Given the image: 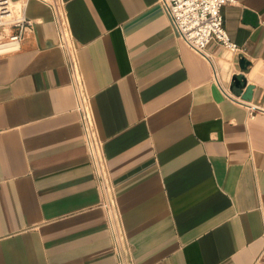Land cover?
Instances as JSON below:
<instances>
[{"label": "crops", "instance_id": "crops-1", "mask_svg": "<svg viewBox=\"0 0 264 264\" xmlns=\"http://www.w3.org/2000/svg\"><path fill=\"white\" fill-rule=\"evenodd\" d=\"M14 3L30 22L0 51V264H118L112 230L131 264H264V0L224 3L240 49L211 40L206 54L159 0Z\"/></svg>", "mask_w": 264, "mask_h": 264}, {"label": "built area", "instance_id": "built-area-1", "mask_svg": "<svg viewBox=\"0 0 264 264\" xmlns=\"http://www.w3.org/2000/svg\"><path fill=\"white\" fill-rule=\"evenodd\" d=\"M166 8L171 22L178 34L196 51L206 54V48L211 40H216L223 47L238 51L239 44L233 40L223 23L221 7L226 2L235 0H159ZM14 0H0V25L10 22L14 15ZM59 26V38L62 45H69V30L65 12L59 11L57 14ZM30 20L21 13L10 23L16 25L17 29L9 34L8 40L4 42L12 43L13 47L22 37L25 27ZM9 48V49H11ZM8 50V49H6ZM77 104L76 109L79 113V120L82 127L85 144L87 147L93 171L100 185L108 188V175L106 170L107 160L102 152V140L97 132L93 110L90 104L88 93L85 91L81 80L75 79ZM226 91V90H225ZM247 114L254 116L261 108L255 103H245ZM107 206V204H106ZM108 220L113 228V218L110 210L107 211ZM114 229V228H113ZM264 234V232H263ZM112 237L118 247V264H131L128 257L120 249L118 235L112 230Z\"/></svg>", "mask_w": 264, "mask_h": 264}, {"label": "rangeland", "instance_id": "rangeland-1", "mask_svg": "<svg viewBox=\"0 0 264 264\" xmlns=\"http://www.w3.org/2000/svg\"><path fill=\"white\" fill-rule=\"evenodd\" d=\"M14 10H15V7H14ZM17 16V14L14 12V15L10 18V22L11 20H13V18H15ZM10 22L6 23V24H3V25H0V41H6L8 40V37H6V34L9 32V24Z\"/></svg>", "mask_w": 264, "mask_h": 264}, {"label": "water", "instance_id": "water-1", "mask_svg": "<svg viewBox=\"0 0 264 264\" xmlns=\"http://www.w3.org/2000/svg\"><path fill=\"white\" fill-rule=\"evenodd\" d=\"M235 80L237 82H241L243 79L241 77L235 76ZM242 97L245 98V99H250L251 98V86L249 84L246 85L245 90L242 93Z\"/></svg>", "mask_w": 264, "mask_h": 264}, {"label": "bare ground", "instance_id": "bare-ground-1", "mask_svg": "<svg viewBox=\"0 0 264 264\" xmlns=\"http://www.w3.org/2000/svg\"><path fill=\"white\" fill-rule=\"evenodd\" d=\"M13 46L12 43L0 41V51L9 49Z\"/></svg>", "mask_w": 264, "mask_h": 264}]
</instances>
